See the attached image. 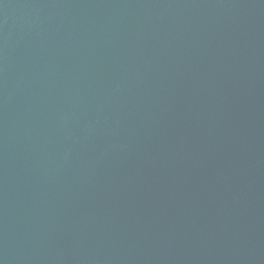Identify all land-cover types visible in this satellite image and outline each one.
<instances>
[{"label":"water","instance_id":"water-1","mask_svg":"<svg viewBox=\"0 0 264 264\" xmlns=\"http://www.w3.org/2000/svg\"><path fill=\"white\" fill-rule=\"evenodd\" d=\"M0 264H264V0H0Z\"/></svg>","mask_w":264,"mask_h":264}]
</instances>
